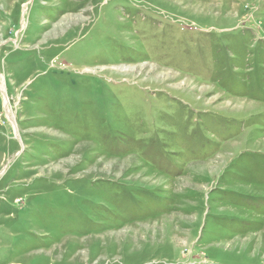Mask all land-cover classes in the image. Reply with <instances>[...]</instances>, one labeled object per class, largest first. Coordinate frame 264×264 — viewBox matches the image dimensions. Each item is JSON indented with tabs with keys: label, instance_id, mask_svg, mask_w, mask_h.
<instances>
[{
	"label": "rangeland",
	"instance_id": "1",
	"mask_svg": "<svg viewBox=\"0 0 264 264\" xmlns=\"http://www.w3.org/2000/svg\"><path fill=\"white\" fill-rule=\"evenodd\" d=\"M0 85V264H264V0H0Z\"/></svg>",
	"mask_w": 264,
	"mask_h": 264
},
{
	"label": "bare ground",
	"instance_id": "2",
	"mask_svg": "<svg viewBox=\"0 0 264 264\" xmlns=\"http://www.w3.org/2000/svg\"><path fill=\"white\" fill-rule=\"evenodd\" d=\"M1 85H2V83H1ZM1 85H0V89L4 92V86L2 87Z\"/></svg>",
	"mask_w": 264,
	"mask_h": 264
}]
</instances>
